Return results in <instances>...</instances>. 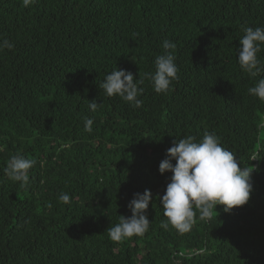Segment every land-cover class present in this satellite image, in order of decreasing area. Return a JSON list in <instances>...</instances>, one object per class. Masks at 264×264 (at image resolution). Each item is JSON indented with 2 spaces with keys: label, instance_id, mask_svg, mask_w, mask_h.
Masks as SVG:
<instances>
[{
  "label": "trees",
  "instance_id": "16d2710c",
  "mask_svg": "<svg viewBox=\"0 0 264 264\" xmlns=\"http://www.w3.org/2000/svg\"><path fill=\"white\" fill-rule=\"evenodd\" d=\"M246 27H264V0H0V42L14 44L0 51V264H264V102L248 93L264 73L239 67ZM165 39L179 79L157 94L145 73ZM116 68L144 77L141 107L99 87ZM205 132L251 171L250 199L164 229L173 173L159 165L174 140ZM16 153L37 161L27 188L3 172ZM146 189L149 230L111 240Z\"/></svg>",
  "mask_w": 264,
  "mask_h": 264
},
{
  "label": "clouds",
  "instance_id": "9594fccd",
  "mask_svg": "<svg viewBox=\"0 0 264 264\" xmlns=\"http://www.w3.org/2000/svg\"><path fill=\"white\" fill-rule=\"evenodd\" d=\"M34 2L35 0H22L24 7ZM243 31L238 64L249 77L256 78L264 73V63L257 56L264 45V27H246ZM162 47L164 54L157 55L154 60L155 72L145 73L157 94L166 93L171 83L179 79V69L173 54L176 44L165 39ZM5 48L11 50L14 44L4 39L0 42V51ZM143 82L144 77L139 76L138 80H134L133 73L116 68L106 74L99 87L108 97L119 96L132 107L139 108L143 105V101L138 98L144 91L139 86ZM248 93L264 102V76L248 89ZM98 106L95 100L88 105L92 112ZM92 124L93 119L85 118L84 130L91 132ZM260 126L264 127V122ZM173 160L175 164L172 163ZM36 163L34 158L29 159L16 153L10 157L3 172L11 181L19 182L21 188H27L29 170ZM167 171L173 175L161 199L163 214L167 218L161 222V227L167 229L171 225L179 234L191 230L197 211L200 221H208L217 205H222L223 211L227 213L235 207L247 204L253 190L251 171L247 167L241 169L238 166L236 156L222 147L220 138L214 132H205L199 142L193 136L174 140L159 165L161 174ZM151 197L152 194L147 189L143 194H134L128 205L132 215L128 218L120 215L119 222L106 230L111 240L119 242L133 236H143L149 230L151 223L144 213L149 207ZM59 200L67 204L70 196L62 193Z\"/></svg>",
  "mask_w": 264,
  "mask_h": 264
}]
</instances>
